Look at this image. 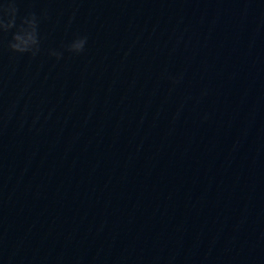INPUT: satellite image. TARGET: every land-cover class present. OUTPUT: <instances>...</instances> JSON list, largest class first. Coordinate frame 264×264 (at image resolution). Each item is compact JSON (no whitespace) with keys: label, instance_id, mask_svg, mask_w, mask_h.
Listing matches in <instances>:
<instances>
[{"label":"water","instance_id":"water-1","mask_svg":"<svg viewBox=\"0 0 264 264\" xmlns=\"http://www.w3.org/2000/svg\"><path fill=\"white\" fill-rule=\"evenodd\" d=\"M17 7L41 44H0V264H264V0Z\"/></svg>","mask_w":264,"mask_h":264},{"label":"clouds","instance_id":"clouds-1","mask_svg":"<svg viewBox=\"0 0 264 264\" xmlns=\"http://www.w3.org/2000/svg\"><path fill=\"white\" fill-rule=\"evenodd\" d=\"M17 2L18 0H0V44L10 34L6 42L10 52L34 57L39 53L41 44L39 18L34 12L19 16ZM87 39L86 35L76 36L66 45L65 50L79 55L84 51ZM49 55L58 60L62 57L61 52L54 50H50Z\"/></svg>","mask_w":264,"mask_h":264}]
</instances>
